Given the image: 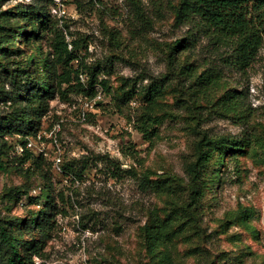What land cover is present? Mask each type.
Listing matches in <instances>:
<instances>
[{"label":"rangeland","instance_id":"obj_1","mask_svg":"<svg viewBox=\"0 0 264 264\" xmlns=\"http://www.w3.org/2000/svg\"><path fill=\"white\" fill-rule=\"evenodd\" d=\"M75 1L0 0V21L14 30V47L25 51L23 59L34 56L39 64V49L48 53L47 32L36 30L34 19L22 15L45 7L60 25L63 20L72 33L90 40L87 61L101 65L99 77L111 89L101 90L103 97L85 123L77 117L83 96L50 100L36 135L27 138V146L32 143L28 149L44 155L36 164L18 166L14 159L23 152L21 140L8 138L16 150L3 156L0 212L23 221L35 218L49 194L54 204L48 211H59L41 256L28 251L34 263L264 264V45L246 71L229 69L214 84L201 87L198 78L212 60L203 48L207 42L172 53L188 29L174 26V8L181 0H79L81 8ZM133 3L153 23L137 36L130 33L136 21ZM3 13L11 20H1ZM170 61L193 63L196 72L176 76ZM167 75L160 94L149 100L154 82ZM230 90L240 98L224 106ZM205 136L249 144L234 148L226 140L218 143L204 169L198 222L184 229L163 225L176 205L189 200L186 165L196 162V146ZM59 148L61 167L100 154L127 172L112 178L99 162L74 180L58 170ZM143 181L153 188H145ZM156 225L162 227L163 239L150 252L148 237ZM39 237L38 230L20 234L23 242Z\"/></svg>","mask_w":264,"mask_h":264},{"label":"trees","instance_id":"obj_2","mask_svg":"<svg viewBox=\"0 0 264 264\" xmlns=\"http://www.w3.org/2000/svg\"><path fill=\"white\" fill-rule=\"evenodd\" d=\"M76 3L78 8H81L79 0ZM133 7L136 21L130 33L137 36L147 32L153 23L139 4L133 3ZM174 12V26L188 29L183 37L176 39L172 53L180 50H195L203 47V43L207 42L203 48L207 49L212 60L198 78L197 82L201 87L214 84L223 78L229 69L246 71L257 59L264 45V0H181L175 6ZM22 15L26 20L34 19L36 30L41 33L47 32L48 53L39 49L38 55L43 59L39 64L34 56L23 59L25 51L14 47L16 41L14 30L0 21V168L2 169L6 167L2 161L3 156H9L12 150L14 152L16 150V145H10L8 142V138L14 136L20 138L23 148L22 154L16 155L14 159L18 166L26 162L36 164L38 159L44 157L43 153L35 156L28 149L27 138L36 135L37 122L46 116L50 100L59 98L63 102H70L73 96L77 95L95 98L101 90L108 92L111 90L108 81L99 77L102 71L101 65H90L87 61L90 54L88 38L72 33L68 23L63 22L60 25V20H57L45 7L37 8L35 14L23 11ZM13 16L15 19L20 17V15ZM8 19L11 20L10 15L3 13L1 20ZM33 32L34 30L25 34L28 36ZM171 62H174L172 71L176 76H192L196 72L193 63L179 66L177 62ZM81 75L87 77L85 82ZM167 79L168 75L161 83L154 82L150 88L149 100H154L160 94ZM239 95L234 90L228 91L222 100L223 105L227 106L229 101L238 100ZM143 131L148 132L147 129ZM225 140L234 148L249 144L246 139L226 137L213 139L205 136L196 146L198 154L196 162L186 165L191 180L189 200L183 205H176L167 214L163 225L178 224L179 228L184 229L186 225L198 222L197 214L204 196L202 187L204 169L217 149V144ZM90 156L83 155L80 159L63 165V173L78 180L99 162L105 164L112 178H118L122 172H127L109 155L105 157L94 154L93 159ZM142 185L145 188H153L145 181ZM160 186L162 185H157L155 188ZM172 188L176 190L177 187L171 186L170 190ZM44 199L45 208L37 217L26 221L0 212V264H35L28 251L41 256L48 231L54 226L59 214L56 209L48 211L53 207L54 197L49 194ZM161 228L160 225L154 226L153 232L148 237L150 252H154L163 239ZM33 230L39 231V238L32 242H23L20 239L21 233L32 234ZM165 258L166 255L162 259Z\"/></svg>","mask_w":264,"mask_h":264},{"label":"built area","instance_id":"obj_3","mask_svg":"<svg viewBox=\"0 0 264 264\" xmlns=\"http://www.w3.org/2000/svg\"><path fill=\"white\" fill-rule=\"evenodd\" d=\"M62 17H64V15H62ZM61 21H62V23L64 22L63 20H61ZM81 78L84 82L86 81V79L84 78V75H81ZM102 97H103V94L100 91L95 98H86V97L82 98L81 107H80V109L78 111V115H77L78 120L80 122L85 123L88 121L90 113L95 110L97 102L100 101L102 99ZM55 142L58 144L57 139H55ZM28 146L31 147L32 143H29ZM19 149L23 151L22 146H20ZM58 151H59V153L57 152L55 159L57 161L58 170H62V167L59 165L62 162L61 149L59 148Z\"/></svg>","mask_w":264,"mask_h":264}]
</instances>
